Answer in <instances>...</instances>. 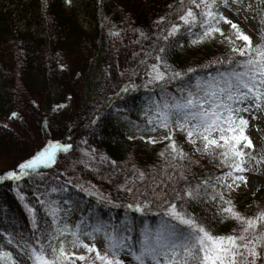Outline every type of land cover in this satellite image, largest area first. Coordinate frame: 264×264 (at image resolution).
<instances>
[{"label": "snow or ice", "instance_id": "6c2138e0", "mask_svg": "<svg viewBox=\"0 0 264 264\" xmlns=\"http://www.w3.org/2000/svg\"><path fill=\"white\" fill-rule=\"evenodd\" d=\"M169 8L172 11L156 22L159 31L151 48L143 51L140 66L144 81L140 85L129 81L115 94L120 97L140 87L159 89V99L149 97L142 109L145 124L133 127L142 133L166 130L161 140L147 137L151 144L168 142L159 153L164 166L160 172L155 167L145 171L133 166V177L118 188L131 198L127 204L113 203L109 197L76 185L112 207L141 214L155 207L153 215L160 218L159 223L138 227L129 219L109 222L90 215L91 208L81 210L80 218L69 223L82 202L68 194L72 181L57 183L36 197L37 206L24 205L30 237L0 230V264H264V208L245 215L230 198L247 184L245 173L252 171L254 164L264 163V155L258 159L250 151L255 146L246 134V115L255 120L256 113L264 110V0H179ZM229 15L258 20V42L254 43ZM222 25L228 26L227 33ZM140 35L147 39L143 32ZM207 42L224 46L225 54L200 69L180 70L170 62L174 48ZM133 75L139 72L134 70ZM12 117L17 118V114L12 113ZM178 134L194 153L209 158L221 174L194 183L184 163L193 161L177 142ZM139 138L145 139L143 135ZM72 149V143L49 140L12 170L0 174V182L18 183L33 174L43 179L42 170L51 169L59 153ZM115 163L112 161L113 166ZM146 180L142 188L137 187ZM17 195L25 200L19 190ZM193 206L204 212L211 209L213 220H233L238 227L231 234H213L208 217L190 210ZM97 240L102 247H97Z\"/></svg>", "mask_w": 264, "mask_h": 264}, {"label": "trees", "instance_id": "16d2710c", "mask_svg": "<svg viewBox=\"0 0 264 264\" xmlns=\"http://www.w3.org/2000/svg\"><path fill=\"white\" fill-rule=\"evenodd\" d=\"M178 3L179 0H97L92 13L88 12L92 24L85 26L77 20L69 0H0V117L10 118L12 113H16L18 127H4L5 124L0 123V174L12 170L22 158L54 138L60 139L61 143H72L73 149L82 146L99 163L100 177L91 175L93 185L75 181L68 185L72 199L82 202L70 215L69 223L80 218L81 210L86 212L91 208L90 215L109 222L129 219L138 227L143 223L155 227L160 219L153 215L157 211L155 207L146 214L112 207L106 202H98L96 197L80 191L76 185L109 197L113 203L127 204L131 198L118 188L126 178L133 177V166L145 171L155 167L157 172L164 166L159 153L167 141L148 143L146 138H139L142 132L138 131V135L129 139L124 129V126L145 124L142 109L147 106L149 97L159 99V89L153 91L140 87L137 91L122 93L120 97L115 94L129 81L142 84L144 76L140 60L144 58L143 51L151 48L159 31L156 22L172 11L169 5ZM17 9L23 11V20L33 19L38 24L36 34H32L29 26L25 30L17 27L14 15ZM25 11H30L31 17H27ZM254 20L258 42L259 23ZM141 32L147 39L141 37ZM224 54L225 47L217 42L195 47L185 44L183 49L172 50L170 62L180 70L189 67L200 69ZM96 59L101 61L103 74L91 101L87 102L83 94L74 92V88L78 82L90 80ZM134 70L139 75H133ZM54 87L57 88L55 92ZM170 90L174 89L170 87ZM70 93L75 98L73 112L66 114L53 109L54 103L65 100ZM95 117L99 119L92 124ZM176 140L192 158L190 165L187 161L184 163L190 168L188 175L194 183L205 176L221 174L209 158L194 153L182 135L178 134ZM250 151L258 159L264 155V136H261L259 146ZM112 161L116 162L115 166ZM253 170L262 178L256 195L242 201L231 198L237 209L249 216L254 215L258 208H264V163L254 164ZM42 172L48 173L53 183L51 186L41 184L40 190L34 183L40 180V176L35 174L18 183L0 182V230L21 233L25 238L31 236L24 205L37 206V196L57 183L68 181L55 168L43 169ZM147 182H140L137 187L142 188ZM18 190L25 197L24 201L19 199ZM54 198L59 197L54 194ZM37 210L39 215H43L38 207ZM190 210L208 217L213 234H231L238 227L233 220H213L211 209L204 212L200 206H193ZM134 235L138 236V233Z\"/></svg>", "mask_w": 264, "mask_h": 264}, {"label": "rangeland", "instance_id": "374dc122", "mask_svg": "<svg viewBox=\"0 0 264 264\" xmlns=\"http://www.w3.org/2000/svg\"><path fill=\"white\" fill-rule=\"evenodd\" d=\"M69 1L74 8V12H75L74 14L77 20L79 21V23L83 22L85 26H87V24L88 25L92 24L91 14L89 15L88 12L92 13V10L94 9V4L97 0H69ZM254 2L255 0H253V3ZM21 12L23 11L17 9L15 10L14 13L17 27L20 30H25L29 26L28 28L32 32V34H36L39 29L38 24L35 23L33 19H28L29 21L23 20L22 17L25 15L22 16ZM25 13L27 17H31L30 11H25ZM229 18L233 19L234 22L239 23L240 27L246 32V34L252 36L253 41L256 42L257 26H256V21L254 19L249 18L248 20L245 21L242 19H237L233 15H229ZM222 27L225 31L228 26L222 25ZM90 74H91V78L89 81L80 82V83L78 82L74 88L75 89L74 92L77 91V93L83 94L87 102L91 101L94 95L96 85L103 74V68L100 59L95 60ZM55 91H57L56 87H54V92ZM53 105H54L53 109L60 110L61 112H64L66 114L68 112H73L75 106V98L73 96V93L68 94L65 100H60L57 103H54ZM256 115H257V119L255 120L251 119L250 116L246 115V118L249 119V126L248 129L246 130V134L249 135V137L252 139L253 144L255 146L254 148L259 146L261 136H264L263 110L261 112L256 113ZM0 123H3L14 129H18L16 118L0 117ZM124 129L129 137H135L136 135H138L137 130L134 127L124 126ZM141 135H143L146 139L149 136H153L157 140H160L164 135H166V130L157 129L155 133L143 132L141 133ZM56 139L58 138H54V140ZM58 156L59 158H57V162L52 168H55L57 171L62 173L68 179V181H75L76 183L82 185L83 184L93 185L94 182L91 179V175H97L100 177L99 163L95 161V159L90 154V152L87 149L83 148L82 146L72 149L70 152H67L65 154L63 152L59 153ZM42 173H43V179L40 178L41 182L40 180H36L34 182L37 186V190H40L41 184L44 186H51L53 183V180L48 173L46 172H42ZM245 175L248 178L247 184L246 185L242 184L239 189H237L235 192L232 193L230 198L242 201L244 198L254 197L258 192L259 188L262 185V178L254 170L245 173ZM86 242L90 243L91 241H86ZM97 247H102V242L100 240H97Z\"/></svg>", "mask_w": 264, "mask_h": 264}]
</instances>
